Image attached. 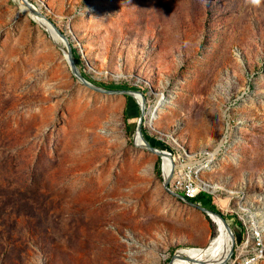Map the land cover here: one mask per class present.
I'll return each mask as SVG.
<instances>
[{
	"label": "rangeland",
	"instance_id": "rangeland-1",
	"mask_svg": "<svg viewBox=\"0 0 264 264\" xmlns=\"http://www.w3.org/2000/svg\"><path fill=\"white\" fill-rule=\"evenodd\" d=\"M31 1L90 83L142 93L145 137L176 159L215 153L200 179L244 224L229 264L244 263L253 220L264 230V0ZM24 8L0 0V264H169L206 248L218 228L166 192L161 158L135 146L138 110L81 85Z\"/></svg>",
	"mask_w": 264,
	"mask_h": 264
},
{
	"label": "bare ground",
	"instance_id": "bare-ground-1",
	"mask_svg": "<svg viewBox=\"0 0 264 264\" xmlns=\"http://www.w3.org/2000/svg\"><path fill=\"white\" fill-rule=\"evenodd\" d=\"M24 9H25L24 11L29 13L30 16H32L33 19L39 23V25H41L48 32H50L53 40L55 39L58 44H62V41L58 38V35L47 24H45V22L43 20L36 17L29 9H27V8H24ZM137 99H138L139 103L142 104L143 99L140 95H137ZM163 102H164L163 100L158 102L157 106L155 107V109L151 115L150 126L153 128L155 127V120L158 119L157 112H158L159 108L162 106ZM144 140L148 141V139L146 137L141 138L139 136L136 140V144L138 146H141L142 144H144ZM174 142L179 144L176 139H174ZM160 151H162V150H160ZM162 153H163L162 159H163V163H164L165 177H167L169 175V173L172 171L173 160L169 154H167L163 151H162ZM180 155L178 156V159H176V160L181 165H186V164H184V163H186L185 158L197 159V158H202L203 156H205V159H207V156L210 157V159L208 158L209 160H207L208 162H206V164H201L199 167H196L197 168L196 170L192 169L190 171V183H191V188L194 191L199 192L200 194L205 193V194L211 195L213 193V191L210 192V189H213L214 191H217L218 189H223L222 187H220L218 185H214V184H212L206 180L200 179L201 173L210 167L212 161L215 158V153H213L212 155H209V153H207V154L206 153L189 154L184 149L183 154H180ZM202 161H206V160H202ZM171 189H172V191L176 192L173 188H171ZM241 209L243 211H250L244 205H242ZM212 220L218 226L219 233H218L217 237L215 239H213L206 248L191 249V250H194L192 253H189V254L186 253V256H185V254L181 257L179 256V258L175 259L173 264H198V263H194V261L186 260V257L187 258L191 257L195 260L207 261V262H210L211 264L225 263L226 261H228L229 256H230L231 251H232V248H233L232 234L229 231V229L227 228L226 224L221 219H219L217 217H213ZM256 224H257V221L253 220V225H254V229L252 230L253 235L250 236V240L248 242H246L247 247H248L247 249L251 250L250 255H248L246 257V259L244 260V263H240V264H258L262 259H264V251H260L261 250V242H262V248H264V235H263L264 230L260 227H257ZM246 227H247V225H246ZM252 239H254V242H255L254 250H252L253 248L251 247ZM179 253L181 255L182 251ZM253 253H255V254H253Z\"/></svg>",
	"mask_w": 264,
	"mask_h": 264
},
{
	"label": "water",
	"instance_id": "water-1",
	"mask_svg": "<svg viewBox=\"0 0 264 264\" xmlns=\"http://www.w3.org/2000/svg\"><path fill=\"white\" fill-rule=\"evenodd\" d=\"M22 5L26 6L36 17H38L39 19L43 20L45 22V24H47L57 35L58 38L62 41V44H58L61 49L63 50L64 54H65V58L70 66V70L72 75L74 76V78L81 84L83 85L86 89L95 92L97 94H101V95H107V96H125V97H131L139 106L140 109V115H139V121L136 127V133H135V137H134V142H135V146L137 148L140 149H145L148 150L154 154H156L158 157H160L161 159L163 158V153L162 151L159 150L160 147L156 148L151 146V144L144 140V144H142L141 146H138L136 144V140L137 138L140 136L141 138H144V132H143V127H142V123H143V119L146 113V99L145 97L142 95L141 92H138L136 90H126V91H112V90H107V89H103V88H99L97 86H95L94 84L90 83L86 77L83 75V73L81 72V70L79 69V66L76 63L75 57H74V53H73V46L71 45L70 39L68 38V36L62 32L60 30V28L58 27L57 23L50 18L43 10V6H38L36 4H34L31 0H21ZM46 8H48L47 5H45ZM50 34V32H48ZM51 36V34H50ZM52 38V36H51ZM137 95H140L142 97V104L139 103L138 99H137ZM173 177V172L171 174H169L167 177L163 176V187L166 190L167 193H169L171 196L187 203L188 205L195 207L196 209L200 210L206 217H208L210 220L213 219V217H217L219 219H221L227 226V228L229 229V231L232 234L233 237V248L231 251V254L229 256L228 261H226L225 263H218V264H229L232 257L235 254V248H236V244L237 243H242L243 241V231L241 229H239L238 227H232V225L229 223V221L226 219V217L219 213L218 211H214L211 210L207 207H204L203 205L197 204L193 201L187 200L185 199L182 195L172 191L171 187H170V182L171 179ZM214 223V222H213ZM180 253L179 251H177L172 260L170 261L169 264H173V262L175 261L176 258H179ZM186 260L188 261H194V263H198V264H211L210 262L207 261H203V260H195L191 257L187 258Z\"/></svg>",
	"mask_w": 264,
	"mask_h": 264
},
{
	"label": "built area",
	"instance_id": "built-area-1",
	"mask_svg": "<svg viewBox=\"0 0 264 264\" xmlns=\"http://www.w3.org/2000/svg\"><path fill=\"white\" fill-rule=\"evenodd\" d=\"M170 157L173 160L172 171L169 173L171 174L173 172V177L170 182V187L173 188L178 194L182 195L184 198L201 205L199 201V197L201 196V194L199 192L194 191L191 188L190 171L192 170V168L199 167L201 164H204L206 161H198V163H196L195 165H181L174 156L171 155ZM162 170L164 172L163 159H162ZM243 245H244V249L248 248L246 241L243 243ZM260 251H264V248H262V242H261Z\"/></svg>",
	"mask_w": 264,
	"mask_h": 264
},
{
	"label": "trees",
	"instance_id": "trees-1",
	"mask_svg": "<svg viewBox=\"0 0 264 264\" xmlns=\"http://www.w3.org/2000/svg\"><path fill=\"white\" fill-rule=\"evenodd\" d=\"M73 53H74V57H75V60H76V63L78 66H80L81 64V61H80V56L78 55L77 53V50L76 49H73ZM109 90V89H107ZM114 91V90H112ZM128 104H129V107L131 106V110H138L139 112V115H140V109H139V106L137 105V103L131 98V97H128ZM129 115V112L127 111L126 112V116L128 117ZM148 139V141L151 143V145L153 147H160L159 149L162 150L163 152L170 154L169 152V148L168 150H166V148L164 149V145L158 141H155V140H151L149 137H146ZM158 174L160 175V177L162 176V171H161V167H160V164L158 166V170H157ZM199 201L202 203L203 206L211 209V210H214V211H218V207H216L213 203V199H212V196L209 195V194H205V193H202L201 196L199 197ZM219 213H221L220 211H218ZM213 221V220H212ZM214 222V221H213ZM214 224L216 225V227L218 228L217 224L214 222ZM238 225L243 229V232H245V226L244 224L239 221L238 222ZM247 231V230H246ZM244 235V233H243Z\"/></svg>",
	"mask_w": 264,
	"mask_h": 264
},
{
	"label": "clouds",
	"instance_id": "clouds-1",
	"mask_svg": "<svg viewBox=\"0 0 264 264\" xmlns=\"http://www.w3.org/2000/svg\"><path fill=\"white\" fill-rule=\"evenodd\" d=\"M251 3L253 5H258L260 3V0H251Z\"/></svg>",
	"mask_w": 264,
	"mask_h": 264
}]
</instances>
